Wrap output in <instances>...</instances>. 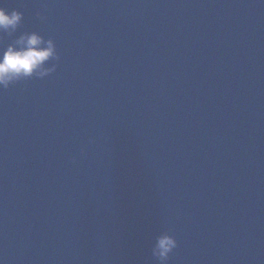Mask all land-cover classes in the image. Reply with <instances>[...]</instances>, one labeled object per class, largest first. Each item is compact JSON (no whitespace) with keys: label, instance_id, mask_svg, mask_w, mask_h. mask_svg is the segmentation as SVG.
Here are the masks:
<instances>
[{"label":"water","instance_id":"1","mask_svg":"<svg viewBox=\"0 0 264 264\" xmlns=\"http://www.w3.org/2000/svg\"><path fill=\"white\" fill-rule=\"evenodd\" d=\"M0 89V264H264V0H167L54 40Z\"/></svg>","mask_w":264,"mask_h":264},{"label":"clouds","instance_id":"2","mask_svg":"<svg viewBox=\"0 0 264 264\" xmlns=\"http://www.w3.org/2000/svg\"><path fill=\"white\" fill-rule=\"evenodd\" d=\"M40 19H44L37 13ZM23 13L3 6L0 0V34L12 36L18 30ZM56 43L52 38L45 39L38 32H24L16 37L5 48L0 49V89H7L19 81L33 77L43 79L53 73L56 64L49 66L50 61H59ZM177 247L176 239L168 232L155 238L152 255L160 264H166L169 254Z\"/></svg>","mask_w":264,"mask_h":264}]
</instances>
